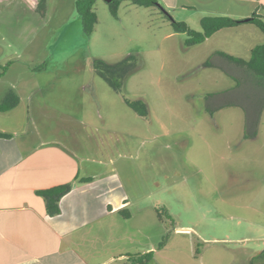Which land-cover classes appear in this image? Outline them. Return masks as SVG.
Returning a JSON list of instances; mask_svg holds the SVG:
<instances>
[{
    "label": "rangeland",
    "instance_id": "1",
    "mask_svg": "<svg viewBox=\"0 0 264 264\" xmlns=\"http://www.w3.org/2000/svg\"><path fill=\"white\" fill-rule=\"evenodd\" d=\"M17 1L11 0L8 30L0 23V56L19 66L38 57L36 71L46 73V65L59 81L73 75L69 102L45 100L67 115L90 105L76 102L87 83L95 105L90 133L107 136L111 148L99 151L108 162L100 166L136 179L139 198L128 210L147 216L138 219L131 241L138 243L130 248L135 263L147 257V264H264V85L237 63L209 54L215 48L247 60L245 48L262 44V30L243 23L189 44L194 35L177 31L172 20L185 22L190 14L197 30V9L168 12L160 0V7L122 0L114 16L107 1L97 0L98 21L87 34L76 0H40L36 13ZM129 54L138 57L137 68L116 92L96 74L94 58L115 63ZM125 98L144 100L149 114L136 115ZM61 111L55 118L66 117Z\"/></svg>",
    "mask_w": 264,
    "mask_h": 264
},
{
    "label": "crops",
    "instance_id": "2",
    "mask_svg": "<svg viewBox=\"0 0 264 264\" xmlns=\"http://www.w3.org/2000/svg\"><path fill=\"white\" fill-rule=\"evenodd\" d=\"M39 1L14 3L28 7L30 4L29 11L36 13ZM160 2L168 12L197 9V30L207 16L245 19L257 14L264 17V0ZM12 5L11 0H0V17L5 15L0 23L3 21L5 30H8L5 24ZM185 16H188L184 19L187 24L192 22L190 14ZM257 42L264 43V40L259 38ZM245 50L250 54L251 47ZM216 51L211 49L209 54ZM228 54L241 57L239 53ZM9 60L0 56V104L9 93L18 96L19 102L8 111H0V132L10 134L0 137V264H128L136 254L130 248L138 245L137 241L131 242L138 221L147 216L128 210L139 198L134 192L136 179L130 174L123 178L118 168L103 166L108 162L99 151L102 149L108 154L111 148L105 146L107 136L90 133L95 105L87 83L83 87L87 93L76 102L82 105L90 102V105L81 108L82 115H67L66 110L53 103L45 104V100L52 96L69 102L72 99L69 87L75 80L68 76L73 75L68 73L59 81L55 71L47 72L46 65L41 68L46 73L37 72L38 57L21 66L9 64ZM72 61L74 57L67 58V62ZM30 107L34 115L30 114ZM54 111H61L66 117L55 118ZM96 141L104 143L99 142L100 146ZM92 153L100 157H90ZM67 182H73V187L60 200L61 213L49 215L45 200L37 191ZM152 249L148 246L145 250Z\"/></svg>",
    "mask_w": 264,
    "mask_h": 264
},
{
    "label": "trees",
    "instance_id": "3",
    "mask_svg": "<svg viewBox=\"0 0 264 264\" xmlns=\"http://www.w3.org/2000/svg\"><path fill=\"white\" fill-rule=\"evenodd\" d=\"M96 1L97 0H76V8L82 17L83 27L87 34H91L93 32L95 24L98 21L97 14L94 10ZM121 1L122 0H111L108 2L110 11L114 16L118 15ZM131 1L134 4L143 7L161 6L159 0ZM40 4L42 6L44 5V3ZM248 18L250 19L246 21V18L235 19L229 16H207L201 20L202 30H195L183 21L172 20V24L177 31L194 35L193 38L189 39V44H198L204 42L208 37L223 28L236 27L243 23H254L264 33V17L262 15L252 14V16ZM215 54L237 63L241 66L240 68L245 70V72L251 71L257 77L260 76L264 85V43L254 46L251 49L250 58L248 60L223 51H216ZM138 60V57L134 54H129L115 63H109L106 60L97 57L94 59V70L96 74L102 77L114 91L121 92L126 78L136 70ZM202 65L209 66V62H205ZM226 72L229 74L228 71ZM18 102V96L13 93H9L0 104V111L5 112L12 109L18 104ZM125 102L127 106L134 110L139 116L146 117L149 114L148 104L144 100H130L125 98ZM220 107L221 106H219V108ZM9 136L10 134L8 133L0 132V137ZM72 187L73 182H67L37 191V194L44 198L46 211L49 215L54 216L61 213L60 200L64 195L71 191ZM143 255L146 257L145 254ZM136 261L137 260H135V258H131L128 264H136ZM149 262L150 259H147L146 257L145 261H142L141 263L147 264Z\"/></svg>",
    "mask_w": 264,
    "mask_h": 264
},
{
    "label": "water",
    "instance_id": "4",
    "mask_svg": "<svg viewBox=\"0 0 264 264\" xmlns=\"http://www.w3.org/2000/svg\"><path fill=\"white\" fill-rule=\"evenodd\" d=\"M105 1H107V2H109V1H111V0H105ZM250 18H246L245 20L247 21V20H249Z\"/></svg>",
    "mask_w": 264,
    "mask_h": 264
}]
</instances>
